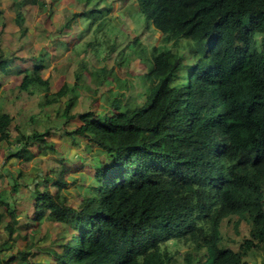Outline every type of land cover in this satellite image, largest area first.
<instances>
[{"label":"trees","instance_id":"obj_1","mask_svg":"<svg viewBox=\"0 0 264 264\" xmlns=\"http://www.w3.org/2000/svg\"><path fill=\"white\" fill-rule=\"evenodd\" d=\"M137 10L161 32L162 43L175 47L154 46L144 56L149 94L133 108L123 104L132 82L115 63L109 66L126 49L117 40L90 45L107 44L108 67L95 72L82 62L83 72L52 92L44 58L28 52L52 30L39 42L18 40L12 47L0 38V98L3 77L12 73L18 95L42 87L43 105L66 104L61 128L50 121L40 127L43 112L21 122L0 109V226L8 233L0 236V264L28 260L31 252H14L16 243L46 214L66 225L69 236L50 251L53 260L28 264H248L256 250L264 264V0H137ZM16 19L25 33L24 13ZM183 41L193 64L178 49ZM87 78L97 80L98 90L108 89L100 112L92 105L77 109ZM121 83L129 87L122 90ZM59 133L108 154L95 166L80 207L63 194L70 167L55 141ZM45 156L58 171L34 162ZM24 191L31 211L21 217L16 197ZM226 218L232 226L245 222L248 234L223 232ZM170 240L188 249L178 257L167 247Z\"/></svg>","mask_w":264,"mask_h":264},{"label":"rangeland","instance_id":"obj_2","mask_svg":"<svg viewBox=\"0 0 264 264\" xmlns=\"http://www.w3.org/2000/svg\"><path fill=\"white\" fill-rule=\"evenodd\" d=\"M30 1L32 3H29V0H2L1 4L4 8V13L0 15V38L3 40L4 45L12 47L17 46L18 40H27L32 43L39 42L47 31L52 30L50 36L46 34V38H42L41 43L38 45L39 48H36L35 44L32 45L34 46V51L28 48L29 54L34 53L32 56L39 59L44 58V63L46 64L45 77L50 80L52 92L62 86L65 80L72 82L77 73H82V62L88 65L89 70L93 69L95 72H100L101 65L105 64L108 67L109 63V66L115 63L118 73L132 82L131 87L127 88V93L124 95V108H133L145 103L149 94V81L143 75L146 70L143 66L145 62L144 56H150L154 46L163 48H174L175 46L172 43L164 44L161 42V32L155 27L147 25L144 15L136 9L135 2L137 0H124L128 5H124L121 0L119 9H115L113 12L111 11L117 4L116 0L111 1V3L108 0L99 3L95 2V0H38L37 4H34L33 0ZM23 3L25 5H22ZM108 4L110 8L107 6ZM97 6L100 9L95 11L94 9H97ZM104 8L108 9V11ZM20 11L25 16L24 26L27 28L25 33L21 30L16 19ZM84 11H86V14ZM109 11L111 13L106 15ZM49 16H53L55 23L54 21L51 23V17L50 21H48ZM81 16H86L88 19L86 21L82 19V23H79L77 21ZM89 16H91V21ZM141 16L144 19L142 24L146 26L145 29L140 26L141 20L138 18ZM71 18L74 20L72 23ZM69 19L70 21H68ZM123 20L130 22V26L123 25ZM69 22L71 23L70 28L67 25L70 24ZM60 28L63 31L60 30L62 33L58 34L56 31ZM104 39H109V43L117 39L118 45L122 49L126 48L120 56L111 57L109 63L105 60V56L109 52L107 44L100 45V49L90 46L95 40L103 42ZM189 46L188 41H183L178 49L185 53V63L193 64L195 60L190 53ZM140 48L142 49L141 53L139 52ZM98 50H100L99 55L96 53ZM47 51L49 55H46ZM145 51L148 54H145ZM136 59H140L142 62H137L135 61ZM118 60L123 61L124 68L116 63ZM92 76L90 75L89 77ZM3 78L4 81L2 80V82L7 83V86L4 89L5 93L0 98V109L10 112L21 122L28 121L31 116H38L43 112L45 114L44 118L40 117L37 121L40 127H44L47 121H50L49 124L52 126L62 127V112H64L66 104L43 105L44 101L42 102L41 98L43 97L44 99L45 91L42 87H35L32 94L21 92L18 95L17 89H14V85L17 86V83L12 73L8 77L4 76ZM85 82L86 84L81 88L83 92L78 100L77 109L79 111L89 110L92 105L98 112L102 111L105 98L101 95L108 90L107 87L104 86L98 90L96 88L98 82L95 78H87ZM121 85L122 90H125L129 83H121ZM109 110L107 109V111ZM79 124L77 121L74 124L68 123L66 126L71 130ZM62 133L55 135V141L57 142L58 150L69 157V160L65 158L64 161L70 167L65 174V180H67L68 184H65L63 194L69 204L80 207L83 199L90 193V187L94 183L92 174L95 166L100 161L105 160L108 154L100 152V149L94 144H89L80 137H77L78 144L73 143L71 137L67 135L61 136ZM53 156L55 155L53 154ZM1 157L2 151L0 149ZM34 162L41 166L42 169H46L47 172L58 171L60 168V165L55 166L56 163L53 161L52 156H45L42 159L36 158ZM50 168L52 169L50 170ZM18 169L19 167L17 171ZM16 199L20 200L17 202V206L22 210L21 217H23L25 213L28 214L31 211L27 203L29 201L28 193L24 191ZM235 217L233 216L232 219ZM228 221L229 218H226L223 229L226 234H232L237 229H239L241 237L243 234H248L249 230L245 222L240 223L238 226H232ZM3 227V225L0 226V236L7 238L8 233L3 230ZM68 231L69 229L66 225L61 224L56 219H52L48 214L40 219H34L33 223L29 225L28 239L22 238L19 240L14 251L16 252L18 248H23L26 252H31L28 255V260L25 262L17 261L14 264H28V261L45 262L53 260V254L50 251L60 250V243L69 236ZM21 234L23 236L24 232L21 231ZM167 247L178 257L182 256L188 249L187 245L174 240H170L167 243ZM234 247L238 248L239 244H234ZM257 251L247 257L248 264H260L263 260L262 255L258 254L259 251ZM7 252L9 251H5L4 254H7ZM256 254H258L257 257ZM190 255L194 256V253Z\"/></svg>","mask_w":264,"mask_h":264},{"label":"crops","instance_id":"obj_3","mask_svg":"<svg viewBox=\"0 0 264 264\" xmlns=\"http://www.w3.org/2000/svg\"><path fill=\"white\" fill-rule=\"evenodd\" d=\"M102 1H106V0H95V2H102ZM109 1V3H111V1H113V0H108ZM117 1V4H116V6H114L113 7V10L111 11V12H113L115 9L117 10V9H119V4H120V2H121V0H116ZM122 3L124 4V5H128L127 3H125L124 2V0H122ZM136 3V9H137V1L135 2ZM109 8H110V6H109V4L107 5ZM100 8H99V6H97V10H99ZM104 9H106V8H104ZM110 10V9H109ZM110 11H109V13H107L106 15H109L110 13H111ZM137 16V15H136ZM82 19L84 20V21H86V19H88L86 16H81L80 18H79V20H78V22L79 23H82ZM89 19H90V21H91V16H89ZM138 19H140L141 20V25L140 26H142L144 29H145V27L146 26H144L143 24H142V22L144 21V19H143V16H141V17H139ZM146 19V18H145ZM89 21V22H90ZM146 22H147V25H151V26H153L154 27V25H153V23L152 22H150V21H147L146 20ZM123 25H129L130 26V22H128L127 20H123V23H122ZM126 37V36H125ZM126 38H128V37H126ZM115 40H117V39H115ZM117 44H118V41H117Z\"/></svg>","mask_w":264,"mask_h":264}]
</instances>
